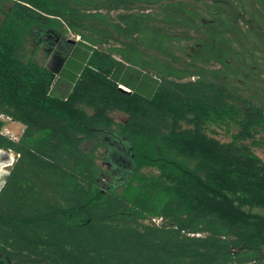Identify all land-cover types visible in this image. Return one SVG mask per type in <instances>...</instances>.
I'll list each match as a JSON object with an SVG mask.
<instances>
[{
    "label": "trees",
    "instance_id": "obj_1",
    "mask_svg": "<svg viewBox=\"0 0 264 264\" xmlns=\"http://www.w3.org/2000/svg\"><path fill=\"white\" fill-rule=\"evenodd\" d=\"M0 11V125L23 126L0 133L16 155L0 190V264H264L253 150L264 0H0ZM49 30L86 50L65 97L30 49ZM220 124L237 127L231 141L209 131ZM107 132L130 144L128 179L106 158Z\"/></svg>",
    "mask_w": 264,
    "mask_h": 264
},
{
    "label": "rangeland",
    "instance_id": "obj_2",
    "mask_svg": "<svg viewBox=\"0 0 264 264\" xmlns=\"http://www.w3.org/2000/svg\"><path fill=\"white\" fill-rule=\"evenodd\" d=\"M8 3H5V5ZM4 18V14L2 11H0V23L2 22ZM49 31H45L44 36L39 38V35L37 33H34V37L30 40V49L31 50H37V59L46 67L53 68L54 64L56 62V56L57 54H64L62 50H60L55 46L54 48H51L47 41L51 39V37L48 35ZM61 32V31H60ZM63 33V32H62ZM65 41V44L61 45V47L69 46L70 43L68 41H75L76 44L74 48V52L71 54L70 59L68 60L67 65H65L63 72L61 74L56 75L55 81L53 83V89L52 94L59 97H65L71 90L73 86V81L76 80L78 73L85 61L86 58V50L85 47L78 45V38H75L71 34H64L62 35V38ZM58 44V43H57ZM128 77V80H133L132 77H129L128 74L125 75ZM124 76V77H125ZM125 90H128L124 88ZM129 91V90H128ZM147 95V94H146ZM127 116L123 113H116L114 115V119L117 122H123L125 121ZM23 130V126L20 123L13 122L7 118L1 119V125H0V133L10 136L11 138H18ZM209 131H214L215 136L222 140V141H231V135L237 131L236 126H232L229 131L228 129L220 124V125H212L209 129ZM259 140L262 142V146L259 147H253V150L257 155L260 157H264V133L261 134L258 137ZM250 143V142H248ZM98 162L99 164L106 169L108 162L105 161V147L99 148L97 152ZM16 160V155L8 150L0 148V173H4L3 175H0V179L5 181L6 176L8 175L9 168ZM116 167V165H115ZM4 184V183H3ZM2 187H0L1 190ZM264 236V235H263Z\"/></svg>",
    "mask_w": 264,
    "mask_h": 264
},
{
    "label": "water",
    "instance_id": "obj_3",
    "mask_svg": "<svg viewBox=\"0 0 264 264\" xmlns=\"http://www.w3.org/2000/svg\"><path fill=\"white\" fill-rule=\"evenodd\" d=\"M44 34L45 33H41L40 38L44 36ZM48 35L51 39L47 41V44L51 48H54L55 46L57 47L58 45V48L64 52V54H57L54 67L51 68L55 75H59L71 56L76 42L70 40L68 41L70 43L69 46L61 48V45L65 44L64 39H61L62 36L60 34H55L54 32H49ZM120 88L125 90L123 87ZM106 134L108 135L107 138L104 139L108 144L106 158L118 167L116 171L122 175L123 179H128L134 168L130 144L115 133L107 132Z\"/></svg>",
    "mask_w": 264,
    "mask_h": 264
},
{
    "label": "clouds",
    "instance_id": "obj_4",
    "mask_svg": "<svg viewBox=\"0 0 264 264\" xmlns=\"http://www.w3.org/2000/svg\"><path fill=\"white\" fill-rule=\"evenodd\" d=\"M4 173H0V175H3ZM3 183H4V181L2 180V179H0V187H2L3 186Z\"/></svg>",
    "mask_w": 264,
    "mask_h": 264
},
{
    "label": "crops",
    "instance_id": "obj_5",
    "mask_svg": "<svg viewBox=\"0 0 264 264\" xmlns=\"http://www.w3.org/2000/svg\"><path fill=\"white\" fill-rule=\"evenodd\" d=\"M75 48H76V47H75ZM75 48H74V49H75ZM74 49H73V51H74ZM72 53H73V52H72ZM69 59H70V57H69ZM69 59H68V60H69ZM67 62H68V61H67ZM67 62H66V64H67ZM66 64H65V65H66ZM65 65H64V67H65ZM64 67H63V69H64ZM63 69H62V71H63ZM62 71H61V72H62ZM60 74H61V73H60Z\"/></svg>",
    "mask_w": 264,
    "mask_h": 264
},
{
    "label": "flooded vegetation",
    "instance_id": "obj_6",
    "mask_svg": "<svg viewBox=\"0 0 264 264\" xmlns=\"http://www.w3.org/2000/svg\"><path fill=\"white\" fill-rule=\"evenodd\" d=\"M61 48H63V47H61Z\"/></svg>",
    "mask_w": 264,
    "mask_h": 264
}]
</instances>
